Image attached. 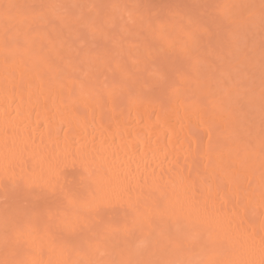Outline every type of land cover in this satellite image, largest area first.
Returning a JSON list of instances; mask_svg holds the SVG:
<instances>
[{
  "label": "rangeland",
  "instance_id": "rangeland-1",
  "mask_svg": "<svg viewBox=\"0 0 264 264\" xmlns=\"http://www.w3.org/2000/svg\"><path fill=\"white\" fill-rule=\"evenodd\" d=\"M0 50H8L10 55L13 56L11 57L12 60L22 62L27 68H29V65L33 64L34 68H39L42 71L43 74H40L41 77L43 75H47L46 77L51 76L54 79L52 84L54 86L58 84L59 89L63 90V92H58L57 94L62 93L65 94V96L72 97L74 99L73 104L76 108H84L81 99L79 100L76 98L79 93L85 97L86 100L89 98L100 100L103 98L102 93L104 94L110 91L109 89L115 94L113 98L114 101L113 99L111 101L115 102L113 104L116 106V109L120 108V110H126L128 100L142 94V89L143 94L144 92L147 93L144 94V97L149 95H154L155 97L156 95H161L160 97L165 96V100L168 102L172 96L175 98L172 99L179 103L183 102L181 96L182 98L183 96H188V98H190V95H192L193 97L191 96V100H184V103L187 102L188 104L189 102L188 105H190V107H195L197 103L199 107L196 105V110L199 114L203 112L200 113L199 111L201 109L200 104H204V108L212 106V108L210 107L212 110L215 108L214 111H212L213 116L215 113L217 117L219 113L220 115L217 117V121L223 120L221 121V125L219 124L220 122H213L215 117H211L212 115L209 116L211 112H206L208 115H206L207 117H203V119H201V115L199 117L197 112V120H201L199 122L196 120V122L202 127H199L198 124H194L197 126V128H195L197 131H193V134L190 130L192 126L189 127V125L194 122H190L188 125V122H183L186 128H190H188L189 130L187 129V131H189L188 133L190 135H193V139H191L189 134V136L184 137L190 140V142L188 141L187 145H183L184 147L180 150L178 159L180 161L185 159L193 160L194 157L195 160L193 153L197 154L194 151L197 150L196 144L198 143L195 140L197 138V140L202 138L199 141H201V143L206 141L207 143L209 139L208 133L205 132L203 127L205 126L207 130V126L211 125L210 127H213L215 125L219 127L215 129L212 128L215 130V134L221 131L223 132L224 130V132L221 133H226L228 136L225 134L226 138L225 135L223 138L225 141L222 139L221 144L218 145L219 147L221 146L220 148L223 147L222 150H218L219 152H217L216 149L218 147L214 146L217 153L213 152L215 155L213 154L214 156H211L213 159H211L207 166L210 167V165H212L210 168L214 167L213 171L216 172V167L217 169L219 167L220 170V166L222 165L220 163H223L224 166V163H226L230 175L225 173V178L224 176L221 177L223 182L226 181L227 178H229L230 181H236V179L239 180L240 178H235V176H241L243 179L241 178L240 180L245 184L248 183V179L251 178L250 184L254 185L253 188L255 190V186L257 187L259 191L258 194H260V196L262 195L261 199L264 200V0H0ZM36 51H38L40 55H38ZM83 57L85 59L87 58V60L83 59ZM6 68H10V66L6 65ZM13 76L17 77L16 71H14ZM32 78H36V75H32ZM127 83H129L130 86ZM89 86L92 89L89 88ZM78 87H80V91L77 92ZM187 87L190 90L187 89L189 93H182V90L185 91ZM13 88L15 89V86ZM178 90L181 92V95L177 94L179 92ZM157 92H160V94ZM51 93V95L54 94L53 91ZM212 93H215V95ZM114 94H112V96H114ZM112 96H109V98H112ZM139 96L143 97L142 95ZM107 108L106 106V109ZM107 111L110 110L107 109ZM204 113L203 116H205ZM210 117L213 119H210ZM204 118H206L205 121ZM207 118H209V122H207ZM211 120L212 123L210 124ZM200 122L203 123L201 124ZM184 126L182 125V128ZM210 127L208 128L210 129ZM216 129L221 130L217 131ZM196 132H198V135L202 134L200 136L201 138L196 137L195 139V136H198L194 134ZM219 134L220 133L217 135ZM181 138L182 137L179 139L182 140ZM201 143L199 142L198 145L200 146ZM206 143L203 144L205 145L203 146V150L205 151L207 147ZM199 146L197 147L199 148V152H201L202 144L200 147ZM211 146H209L208 149L209 151L211 150L210 153L213 148H211ZM199 152L198 154H200ZM203 152L201 153L203 154ZM227 153L229 155L231 153L233 157L232 155H227ZM198 154L196 156H199ZM199 158L196 160L199 161L196 162V164L201 162V158ZM233 158L239 159L242 169L237 170L236 159L234 160ZM61 159L60 166L57 165V169L59 170L54 175L58 173L62 178L59 177L60 180L57 179L58 174L56 177L54 175V177H52L54 181L59 180L63 184L59 183V181V184H57L53 179L50 180L52 183L38 184L37 182L36 184L33 183V185L30 184V186L24 183L12 184L11 179L14 178H8L2 171V174H0V215L7 213L4 216L5 223L7 224L5 230L8 232L3 230L5 232L3 233L2 231L4 234V236H2L5 238L4 240H0V250L6 249L2 248L3 244L7 247V245L11 243L10 241L9 243L5 242L6 236H8V234L9 236L12 235L13 239V234L12 232L10 233V229L13 227L12 225L15 220L19 219L22 220L20 224L25 226L24 229L23 227L22 229L24 231L27 230V232L29 230V235L34 237L33 241L43 247H47L46 244H48V248L51 247L50 249H52L54 255L60 252V258L57 264H122L120 263L121 258L120 260H118V258L120 257V253L125 255L126 252L131 255V260L124 261L123 264H165L166 260L162 262L163 252L161 253V251L154 250L160 249L155 246L152 236L149 237L148 235L146 236V234L137 233V235L135 234L136 236L131 239V235L129 236L127 234L126 236V234H124L125 232L123 233L122 231V233H120V230L116 231L115 235L113 234L114 230L110 232L106 229L109 231L106 232L104 230L105 227L104 229L102 228L103 230H101V232L97 233V228L102 226L101 223L96 220L93 221V218L86 213V217L91 218V220L89 219V221L86 218L89 222L85 223L87 224L85 226L81 218L82 214H80L78 212L79 210L77 211L76 208L73 210V208L69 207V213H67V216L70 215L68 216V226L60 227L61 230L55 227V223L59 220V217L55 215L56 210L53 211L56 209L55 202L60 203L59 201L64 198V200H62L65 202H62L65 205L61 202V205L58 204V208L63 214L66 213L65 209L68 205L66 203L67 199L65 198L67 195L66 193H69V197H73L75 192L82 190L81 187H85V189L88 190L89 188L87 187L89 184L87 180L91 175L85 170V172L82 171L81 168V172L78 171L77 169H79V167L76 162H70L69 160V163H66L68 160L67 158L64 159L63 157ZM201 164L202 163H200V165ZM63 165L65 167L66 165L71 166H67L66 169L68 170H65ZM200 165H198L199 170L202 167V165ZM73 166H77L78 168H74ZM73 168L77 170L75 174ZM193 169L195 168L193 167ZM204 169L207 168H203V171ZM246 169L251 171V177L246 176ZM243 170H245V172ZM206 171L207 173L204 171L206 176L204 180H208L209 182V180L212 181L213 176V178L217 177L213 172V176L210 177L211 172L209 173L208 170ZM221 171L223 172V170L219 172ZM71 172L75 175L72 179L70 178L71 175H73ZM222 172L219 175H224V172ZM66 173L69 176H67ZM200 173V177L203 178L204 173L202 170H200ZM78 176L79 178H77ZM207 176H209V178ZM75 177L79 180L78 182ZM86 177L88 179L84 181ZM218 177L221 180L220 176ZM73 179L75 180L72 181ZM75 181L76 183L71 184ZM52 184H55V186H52ZM224 184H227V182L221 185L224 186ZM225 187L227 186L225 185ZM9 188H11L10 191H8ZM85 189L81 192L84 193L83 191H86ZM248 191H251V189ZM60 192H62L61 198L59 197ZM55 195H57V197ZM230 197L232 198V196ZM257 197H255L256 203L255 200H253L254 202L250 201L253 202V205L250 204V206L247 207L246 201L242 203L244 199L239 201L238 205L239 203H241V205L246 203V211L254 210L253 212H257L256 215H259V217L255 216V219L259 222V219L264 217L263 211L262 213H260L261 211L259 212V210L264 208V204L263 206L261 204L263 208H258L257 205L259 204L260 206V198L257 200ZM54 199L57 201L55 200L54 202ZM75 200L76 199L72 198V203H75ZM230 201H232V199ZM235 201L236 199H233L232 206L237 209L236 207L238 206L235 205ZM242 207H239L240 210ZM245 209L242 213L246 215H243L240 210H236L237 213L234 212V217L232 216L231 218L233 219L232 222L234 225L238 224L236 222L237 219H234L235 217L238 219L241 217V223L244 221L243 218H245V216H247L248 219L252 217H249L250 214H248L249 212L246 213ZM106 210L110 212L111 208L105 209V211ZM17 211H20L17 216H12L10 214V212L16 213ZM238 212H240V214ZM110 213H112V211ZM21 215L22 217H20ZM105 215L110 217L112 214H109L110 216L108 214ZM146 215L148 216V214ZM237 215L240 216L237 217ZM83 217L85 218V216ZM61 219L64 220L62 217ZM252 219L254 218L249 220ZM12 220H14V222H12ZM247 221L248 220L244 222L247 223ZM17 222L20 221L17 220ZM24 222L26 223L24 224ZM169 225L170 227H167L168 229L165 227V230L164 228L161 230L165 233L164 235L162 234L165 237L161 235L162 239L169 238L171 244H176V248L179 250L183 249L182 246L185 248L189 246L192 236L187 233L185 234L183 231H177L175 229V226H177L175 223ZM8 226H10V229ZM18 226L20 225L18 224ZM197 226H200L199 229H202L201 225ZM67 227H73V230L68 228L71 231L69 232L68 230L64 232V230H67ZM196 227L191 228V230L193 231V229H196L197 231H195L199 232L200 230ZM176 228H178V226ZM195 231L192 232L193 237L195 235V237H197V234H194ZM66 232H68L67 235L70 234L68 236L69 238H67V243H70L68 244L70 247L66 245L65 248L59 245V241L62 240L61 238ZM186 232L188 231L186 230ZM214 232H216L219 237L223 234L220 233V231L218 233L217 230ZM24 233L26 237V231ZM200 233L203 236L200 235ZM208 233L206 234V231H200L197 241L205 246L204 249L207 247L206 252L208 254L211 253L210 249L216 252L214 254L211 253V255L205 254L204 252L203 255H200L198 252L195 254V257H191L189 262L187 261L188 263L186 262L187 264H243L241 259L229 255L226 247H224L225 249L218 248L216 250L214 247H209L211 242H213L212 239L214 236L218 235H209ZM102 234L108 236L102 238ZM226 235H229V239H231L232 236L228 232L223 234L220 239L224 240L223 237H225V241L222 242L223 244L225 242L228 243L229 239ZM212 236L213 238L210 239ZM25 237L23 236L24 240ZM161 237L157 234L155 238L161 239ZM128 239L134 241L131 246L128 244L127 246L129 247L127 249L126 246L125 250L123 246L126 245V241V243L129 242ZM115 240V244L112 245ZM213 240L215 241V239ZM232 240L233 242H231ZM232 240L229 241L228 246L230 243L233 246L235 240L233 236ZM18 241L20 246L25 244V241H23L24 243L20 242V240ZM218 241L217 238L216 242ZM26 243H28V241H26ZM101 243H107L108 245L105 244L106 246H112L113 248L117 245L119 246L115 248L116 251L113 250L112 247L108 249L103 247L105 245ZM246 243L247 242H244L245 245ZM18 244L14 245L13 243L12 245L20 249L24 247L22 252H19L20 254L26 253L24 255L26 257H30L31 254H33L34 250L32 246L30 247L29 245L30 248L28 246L25 247L28 245L26 244L23 247H19ZM215 245H221V242ZM245 245L242 244L243 249L241 250L246 249L244 248ZM96 246L97 248H95ZM121 246L124 249L122 251ZM236 246L238 248L239 245ZM236 246L232 247L234 251L231 249L230 252H237L235 249ZM10 247L11 246H9V249ZM91 247L94 252L91 251ZM105 248L107 251L104 252L103 249L105 250ZM50 249H48V251L51 255L52 252H50ZM96 249L100 251L101 256L98 257L99 251ZM9 251H12V255H14L13 251H16V249H11ZM18 251L15 252V258H19L18 261H22L20 260L22 257H17ZM42 251L43 250H41V252ZM159 252L162 255L159 254ZM8 253L6 252L4 255V260H10L12 257V255H8ZM49 253H47L48 256ZM91 253L92 258L89 257ZM93 254H95V256ZM122 254L121 257L124 256H122ZM103 256L107 259L103 258ZM26 257H23V261ZM122 259L125 260L124 257ZM106 260H110L109 263ZM113 260L114 262H112ZM175 262L176 263L167 262V264H181L179 260H175Z\"/></svg>",
  "mask_w": 264,
  "mask_h": 264
},
{
  "label": "bare ground",
  "instance_id": "bare-ground-1",
  "mask_svg": "<svg viewBox=\"0 0 264 264\" xmlns=\"http://www.w3.org/2000/svg\"><path fill=\"white\" fill-rule=\"evenodd\" d=\"M36 52L38 55H40L38 51ZM11 57L13 56L10 55V52L8 50H0V174H2L3 171L5 175L8 176V178H14L11 179L12 184L24 183L29 184L30 186V184L33 185V183L36 184L37 182L38 184H46L50 182L52 183V181L50 180L53 179L54 181L53 177H56V175L58 174L57 173L56 175H54L56 172H58L59 169H57V165L60 166L62 160L61 158L63 157L64 159H68L66 163H69V160L70 162H76L77 166L79 167V169H77L78 171L82 169V171L85 170L86 172L91 174L89 179L87 177L84 178V181L85 179H88V190L85 189V187H81L82 190L85 189L86 191H83L84 193H82V190H79L80 192H75V195L73 197H69V193H66L67 195L65 198L67 199L66 203L68 204L67 208L65 209L66 213L63 214V212L58 208L64 198H62L63 200L61 199V201H59L60 199L58 200L60 203H56L55 200L58 198H56L57 195H55L56 199H54V202L56 209H54L53 211L56 210L55 215L59 217V220L57 221V223H55L56 226L54 225L55 227L60 229V227L62 228L63 226H68V216L70 215L67 216V213H69V207L73 208V210L74 208H76L77 211L79 210L78 212L82 214L81 218L82 221H84L83 224L89 222L91 218H93V221L96 220L97 222L101 223L102 226L99 225L100 227L97 228V233L101 232V230H103L105 227L104 230L106 232H112L114 230L113 234L115 235L116 231L120 230V233H122L123 231V233L125 232L124 234H126V236L127 234L129 236L131 235V239L136 236L137 233H143L146 234V236L148 235L149 237L152 236L155 246L160 249L154 250L161 251V253L163 252L162 262L166 260L165 264H167V262L176 263L175 260L181 261V264H187L191 257H195V254L198 252L200 253V255H203V252L205 254H208L206 252L207 247L204 249L205 246L197 241L198 233L200 231H206L207 234L209 231L208 234L212 235L213 232L217 230L218 233L219 231L223 234L227 232L230 233L235 239L233 246L231 243L228 246L229 241L232 240L231 235V239H229V235H226L229 240L228 243L225 242L223 244L222 242L225 241V237H223L224 240H220L223 234L221 237H219V235L214 232L213 235L217 234L218 236H214V238L212 236L210 238L215 239V241L212 239L214 243L211 242V245L209 247H214L215 250L218 248L220 249L226 247L228 250V254L241 259L243 264H264V217L261 219L258 218L260 220L258 222L257 219H255V216H257V212H253L254 210L246 211L245 209L246 205L247 207L250 206V204L253 205V200H255V203L257 202L255 199V197L257 196V200L260 198V206L259 204L256 205L258 208L262 207L264 204V200L261 199L262 195L260 196V194H258L259 191L256 186L255 188L257 191L253 188L254 185L250 184L251 178H249V182L245 184L242 180H240L242 178L241 176H235V178H240L239 180H234L235 182L230 181L229 178H227V180L224 179L225 173H228L227 175H230L229 168L227 169L228 165L226 163H224L225 166L223 165V163H220L222 164V167L220 166V170H223L224 173L222 171L221 172L224 175H219L221 174V172H219V167L218 169L216 167V172H214V167L210 168L212 165L209 164L210 167L207 166L211 159H213L212 157L215 155L213 152H216V150L217 152H219L218 150H222L223 148H220L221 146L219 147L218 145L221 144V140L226 134H222L224 130L223 132L221 131L222 133L218 132L220 134L217 135V131L221 129H216L217 134L214 133V129L219 127L215 126L214 124L213 125L215 127H210L211 125H209L206 127L208 130L207 131L204 126L203 129L208 133L209 138L207 143L206 141L204 142L207 144V147L205 148L206 151L203 150V146H205L203 145L204 143H201V141H199L202 139L200 137L202 134L198 135V132H196L194 134H197L198 136H195V139L196 137L201 138L199 140H197L198 138L195 140L198 142L196 145L199 146L198 144L200 142L202 144V146L200 144V146L202 147L201 152H205H203L202 154L201 152H199V148L196 146L197 150L195 149L196 151L194 152L197 154L199 152L200 154H198L199 156H196L197 154L193 153V155L195 156V160L193 156V160L185 159L180 161L178 159L180 150L184 147L183 145H187L188 141L190 142V140L184 138L190 135L187 129L192 126V128L189 129L193 134V131H197L195 130L197 126H195L194 124H198L199 127H202L197 122L203 119V117H207V113H212L215 108L213 110L211 109L212 106H207L206 108H204L203 106L205 105L200 104L201 109L199 111L200 113L202 111L203 112L202 114H199V112L196 110L197 103L196 105L194 103L195 107H190V105H188L189 102L188 104L187 102L184 103V100L187 101L189 99L188 101H190L192 95H190V98H188V96H183L182 98L181 96L183 102L179 103L173 100L175 98H173L172 96L173 99L171 98V101L168 99V102L167 100H165L166 97H160L161 95H156V97L154 95H149L151 97L146 95L147 97H144V94L146 92H144L143 94L142 89V94L139 95H142L143 97H140L137 94L138 96L132 97L128 100L126 110H120V108H117V110L116 106L113 104L115 103L113 102L115 94L111 89H109V87L108 89L110 91L108 92L110 93L106 92L105 90V92L109 95H107L106 93H102L103 98L100 100L92 98L86 100V98L79 93L76 98L79 100L81 99V103L84 105V108H76L73 104L74 99L72 97L65 96V94L62 93L57 94L58 92H63V90L59 89L58 84L57 86H54L52 84V81L54 79L51 76L46 77L47 75H43L41 77L40 74H43L42 71L39 68H34L32 63V65L28 64L29 68H27L22 62H16L12 60ZM83 59L85 58L83 57ZM85 60H87V58ZM5 64L9 65L10 68H6ZM14 71L17 72V77L13 76ZM34 74L36 75V78H32V75ZM129 83L127 84L129 85ZM14 86L15 89L13 88ZM89 88L91 87L89 86ZM79 89L80 87L77 88V92L80 91ZM187 89L189 90L188 87L185 91L182 90V93H189ZM52 91L54 92L53 95H51ZM111 93L114 94V96H112ZM151 93L154 94L153 92ZM157 93L160 94V92ZM180 93L181 92L179 91L177 94L181 95ZM213 95H215V93ZM109 96H112V98H109ZM112 99L113 101H111ZM106 106L110 111H107ZM197 107H199V105H197ZM197 112L199 114V117L201 115V119L199 121L197 120L198 117H196V115L198 116ZM203 113L205 114V116H203ZM211 113H209V116L212 115L211 117H215V120H213V122L217 121V117L220 114L218 113V116L216 117L215 113L214 116L213 113ZM211 117L210 119H213ZM205 120L206 118H204V121ZM208 120L209 118H207V122L210 121ZM221 121L223 120H220V123L218 121L217 122L221 125ZM183 122H188L187 125L190 122L194 123H192L193 125L191 124L188 128H186V126H184L185 123ZM200 123L202 124L203 122ZM211 123L212 120L210 124ZM182 125L184 126L183 128ZM208 127H210V129ZM190 136L191 139H193V135ZM180 137H182V140L179 139ZM183 141L187 142L185 143ZM209 146H211V148H214H212V154L210 153L211 150H208ZM214 146H217L220 149L216 147L217 149L215 150ZM227 155L229 154L227 153ZM231 155L232 154L230 153L229 156ZM198 158L201 160L200 163H202V167L200 168V170H202L203 173L204 171L205 173H207L206 170H208L209 173L211 172L210 177L213 176V173L217 175L216 178H213L214 176L212 177V181L209 180L208 182V180H204V178L206 177L205 173L203 178L200 177L201 173L198 167L200 163L196 164V162H199L196 161L198 160ZM235 161L237 163V170L242 169L239 159H236ZM67 166L68 165H66V167ZM77 166L73 167L78 168ZM66 167L65 170H68L66 169ZM193 167L195 169H193ZM203 168L207 169H204L203 171ZM77 170L74 169V174ZM246 170V176L251 177V171L248 169ZM243 171L245 172V170ZM74 174L71 175V179L73 176H75ZM67 176L69 175L67 174ZM218 176H220V178L224 176L223 179L226 180L224 182H227V184H224V186H222L224 182L222 178L220 180ZM59 177L60 175L58 174L57 179H59ZM207 177L209 178V176ZM77 178H79V176ZM77 178L76 181L78 182L79 180H77ZM59 180L54 182H57V184H59L61 183ZM74 180L75 179H73L72 181ZM76 181L71 184L76 183ZM225 185L227 187H225ZM52 186H55V184H52ZM249 186H251L253 189ZM250 189L251 191H248ZM10 190L11 188H9L8 191ZM61 193L62 192H60V194ZM60 194L59 197L62 196V194ZM230 196H232V198ZM72 198L76 199L75 203H72ZM231 199L232 201L233 199H236L235 205L238 206L236 207L237 209L232 206L233 204L232 201H230ZM239 201H242V203L246 201L247 204L245 203L246 205H241V203H239V205H241L239 206ZM56 204L59 205L57 206ZM239 207H242V209L244 208L246 213L249 212V217L252 216L251 218L254 219L249 220L251 218L248 219V217L245 216V218H247H243V220L245 222L246 220L248 221L247 223L243 221L242 225L241 217H239L240 215H237L239 219L236 217L234 219H237L236 222L238 224L236 223L237 225H234L232 222L233 219L231 218L232 216L234 217L235 213H237L236 210H240ZM110 208V212L112 211V213L107 212V210L105 211V209ZM114 209L116 210V212ZM242 209L240 210L241 213L244 211V209L243 211ZM97 211L99 214L97 213ZM262 211L264 214V208L262 210H259L260 213H262ZM92 212H94L95 214ZM19 213L20 211H17L16 213L10 212L12 216H17ZM86 213H88L87 215L91 218H87L85 215ZM238 213L240 214V212ZM6 214L7 213H5L4 215ZM105 214L112 215H109L110 217H108ZM146 214H148V216ZM242 214L246 215L245 213ZM4 215H0V240H4L5 237H3V233L5 232L3 230H5V228L7 227ZM83 216H85V218ZM20 217H22V215ZM61 217L64 218L65 221L62 220ZM257 217H259V215ZM86 218L90 220L87 221ZM14 220H12V222H14ZM17 220L20 222H17ZM21 222L22 220L16 219L14 224L12 223L13 227L11 226L13 229H10V226H8L11 230H9L10 233L12 232L13 234V239L12 235L9 236L8 233V236L5 235V242L9 243L10 241L11 243L7 245L8 248L3 244L2 248L6 249L0 250V264H57L60 258V252L54 255L52 249H50L51 247L48 248V244H46L47 247L40 246L37 242L33 241L34 237L32 235H29V230L28 232L27 230H25L27 237L26 238L24 233L25 231L23 230L25 226H23V224H20ZM25 223L26 222H24V224ZM171 223H175L178 226V228H176L177 226H175V229L177 231H183L185 232V234L187 233L192 236L189 246H187L186 248L182 246L183 249L179 250L178 248H176V244H171L169 238H167L169 240H167L166 238L162 239V237H165L163 236L165 233H163V231L161 230L163 228L165 230L167 227H170L169 224ZM18 224L20 226H18ZM86 225L87 224H85V226ZM197 225H201L202 229H199L200 226L198 227ZM196 226L200 230L199 232H196V229H193V231L191 230V228H195ZM68 228L69 227H67V230H64V232L68 231L69 229L73 230V227L69 229ZM106 229H108L109 231H107ZM186 230L188 232H186ZM70 231L71 230H69V232ZM128 231L131 232L129 233ZM194 231V234H197V237H195L196 235L193 237L192 232ZM67 234L68 232H66L64 236L62 235L63 237L61 238L62 240L60 239L61 241L58 240L60 242L59 245L64 246L65 248L66 245L70 247V245H68L70 243H67V238H69L68 236L70 234ZM157 234L160 235V237L163 234L161 239L155 238ZM200 235L202 234L200 233ZM23 236L25 237V240ZM104 236L106 237L108 235H103L101 237L104 238ZM217 238L219 240L218 242H216ZM18 240H20V242L22 243H24L23 241H25V244H22L20 246L18 244ZM26 241H28V243H26ZM128 241V243H126L127 241L125 242L126 245L123 246L124 249L128 244L129 246H131L134 240H131V242L130 239H128ZM114 242H116V240L113 241L112 245L115 244ZM220 242L221 245H215ZM231 242H233V240ZM244 242H247L246 245L244 244ZM13 243L14 245L18 244L19 247H23L24 245L28 244L25 247H29V245L30 247L32 246L34 252L30 257H26L24 256L26 253L20 254L24 247L23 249H20L12 245ZM234 244L235 246H239L238 248L237 246L235 248L237 252L232 253L230 251L231 249L234 251V249L232 248L235 247ZM242 244L245 245L244 248L246 249L241 250L243 249ZM9 246H11L10 249ZM13 246L16 248H14ZM118 246L119 245H117L116 247ZM129 246H127V249ZM103 247H106L108 249L112 246L108 247L105 245ZM116 247H112L113 250H116ZM123 247L121 251L124 250ZM228 247L230 250L228 249ZM95 248H97V246ZM106 248L105 250L103 249L104 252L107 251ZM11 249H16V251H13L14 255L15 252L20 249L18 251L17 257H22L20 259L22 261H18L19 258H15L16 255H12V251H9ZM48 249L51 250V255ZM41 250H43L44 253L43 251L41 252ZM96 250L99 251L98 249ZM210 250L213 254L216 252L212 249ZM91 251L94 252V250H92V247ZM6 252L8 253V255H12L11 258L14 257V260L11 258L10 260H4V255L6 254ZM47 253H49V256ZM98 253V257L101 256L100 251ZM161 253L159 252V254ZM211 253L208 255H211ZM95 254L93 255L95 256ZM121 254L122 253H120V257L118 258V260H120L121 258L120 263L123 264L124 261L131 260V255H129L127 252L125 253V255L122 254V256L124 255L123 257L125 260L122 259L123 257H121ZM105 256H103V258H105ZM23 257H26L28 259L25 258L23 261ZM89 257L92 258V253ZM109 261L107 262L109 263ZM112 262H114V260Z\"/></svg>",
  "mask_w": 264,
  "mask_h": 264
}]
</instances>
